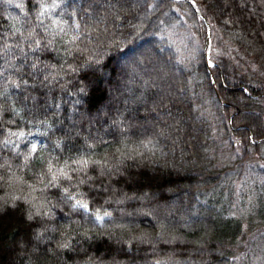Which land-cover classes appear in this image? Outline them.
Segmentation results:
<instances>
[{"label":"trees","instance_id":"1","mask_svg":"<svg viewBox=\"0 0 264 264\" xmlns=\"http://www.w3.org/2000/svg\"><path fill=\"white\" fill-rule=\"evenodd\" d=\"M163 262L264 264V0H0V264Z\"/></svg>","mask_w":264,"mask_h":264},{"label":"snow or ice","instance_id":"2","mask_svg":"<svg viewBox=\"0 0 264 264\" xmlns=\"http://www.w3.org/2000/svg\"><path fill=\"white\" fill-rule=\"evenodd\" d=\"M193 4H195V0H193ZM51 43V41L49 42ZM39 45V41H37V46ZM214 67L213 61L209 59L207 61V68L211 69ZM243 91L247 92V88L243 89ZM23 135V133H21ZM37 146L35 144L32 145V151L36 152ZM25 159L27 160L28 157L26 156ZM74 163H77L81 165L83 168H86L89 164V161L87 159L81 158L80 160L74 161ZM96 163H99L98 161ZM67 167V165H65ZM48 174H51V179L47 180V183H45V177L42 175L40 178V183L43 185L44 188H48L50 186H56V182L59 176H67V172L61 168L57 169L56 171H53V165L51 164V161H49L48 165ZM70 179V178H69ZM80 183H84L83 180L80 181ZM35 191V189H33ZM43 191V189H41ZM127 198V197H125ZM60 202L62 204L68 205L71 207V209H83L84 212H88L89 210V204L86 202H83L81 199L76 198V193L69 192L68 188L63 189V194L59 198ZM74 201V203H72ZM56 205H53L51 201L43 200L40 203L36 202V197H32V208L24 209V211L27 212V220L32 221L34 217H47L52 214V209L55 208ZM33 209H35V212H33ZM47 209V210H45ZM95 219L91 220V223H97L103 221L105 216H109L110 213L104 212L103 215L100 214L99 210L94 214ZM84 237L86 239H93V236H89L87 232H85ZM132 239L138 240L141 242H144L149 239L146 233H140L136 236H134ZM69 246L67 241L61 242L59 244V247L61 248H67Z\"/></svg>","mask_w":264,"mask_h":264},{"label":"rangeland","instance_id":"3","mask_svg":"<svg viewBox=\"0 0 264 264\" xmlns=\"http://www.w3.org/2000/svg\"><path fill=\"white\" fill-rule=\"evenodd\" d=\"M131 5V4H130ZM92 21H94V19L92 20ZM143 51H146V50H143ZM143 51H140V55L142 54V53H144ZM148 56V55H147ZM134 57V56H133ZM132 57V58H133ZM159 58H156V65H157V67H158V70H160V71H162L163 73H164V75L162 76V78L160 79V82H161V84L163 83V84H167V79H166V75H168V77L169 78H174L175 77V73H174V71L169 67V65L166 63V65L165 64H161V63H159L158 60ZM164 69H171L172 71H169V72H172V75H170V74H167L166 73V71L164 70ZM138 72H143V73H145L144 72V70H140L139 69V71ZM174 76V77H173ZM141 93H143V95H145L147 98H152V96L156 93V91L155 92H153V94H152V92H150V91H147V90H145V89H143L142 91H141ZM158 96H162V95H164V92L163 91H158L157 93H156ZM134 108V107H133ZM132 108V109H133ZM140 108H142V107H140ZM192 129V128H191ZM178 136H180V135H178ZM179 138V137H178ZM185 170H187V169H185ZM184 201V202H183ZM182 202V207H183V209H185V211L187 210V204H186V200H183ZM197 215L196 214H194V213H191L187 218H186V220L185 221H193L194 220V223H192V224H190V226H192L193 228H198V229H200L201 228V224L200 223H198V222H196L195 221V218L194 217H196ZM28 221V220H27ZM173 222H172V224H178V225H180V226H183L184 224H183V222H184V220H183V217H182V215L181 214H178V215H176V218H174V220H172ZM111 230V228L109 229V231ZM35 234V243H37V244H43L42 242L43 241H41V240H38L39 238H37L38 237V233L36 234V233H34ZM116 263V262H115ZM164 264H167L166 262H163ZM118 264V263H117Z\"/></svg>","mask_w":264,"mask_h":264},{"label":"water","instance_id":"4","mask_svg":"<svg viewBox=\"0 0 264 264\" xmlns=\"http://www.w3.org/2000/svg\"><path fill=\"white\" fill-rule=\"evenodd\" d=\"M208 41H209V37H208Z\"/></svg>","mask_w":264,"mask_h":264}]
</instances>
